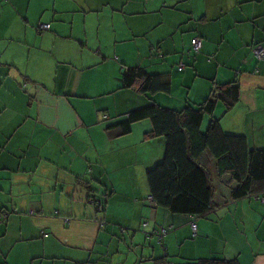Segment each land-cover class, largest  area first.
I'll return each mask as SVG.
<instances>
[{
	"label": "crops",
	"instance_id": "1",
	"mask_svg": "<svg viewBox=\"0 0 264 264\" xmlns=\"http://www.w3.org/2000/svg\"><path fill=\"white\" fill-rule=\"evenodd\" d=\"M256 47L264 0H0V264H264V183L239 200L213 196L204 216L171 214L147 199L145 173L164 148L145 138L149 121L107 130L150 103L198 105L212 83L235 80L238 102L217 103L200 129L217 119L264 149ZM134 67L164 76L169 93L124 88Z\"/></svg>",
	"mask_w": 264,
	"mask_h": 264
},
{
	"label": "trees",
	"instance_id": "2",
	"mask_svg": "<svg viewBox=\"0 0 264 264\" xmlns=\"http://www.w3.org/2000/svg\"><path fill=\"white\" fill-rule=\"evenodd\" d=\"M193 52H198V48ZM121 82L124 88L144 96L169 93V82L164 76L147 73L140 67L122 71ZM238 100L237 81L212 83L207 97L198 105L186 103L175 111L150 103L107 126L115 136H122L133 123L148 120L151 129L145 138L163 140L162 159L145 173L151 204L171 214L204 216L214 206L211 167L216 176H229L231 201L251 195L264 183V149H250L245 136L225 134L217 119L212 118L204 131L200 129L203 117L211 116L217 103L229 111ZM80 180L88 194L94 192L87 181ZM95 203L101 206L100 202ZM185 264L238 263L235 259H197Z\"/></svg>",
	"mask_w": 264,
	"mask_h": 264
},
{
	"label": "rangeland",
	"instance_id": "3",
	"mask_svg": "<svg viewBox=\"0 0 264 264\" xmlns=\"http://www.w3.org/2000/svg\"><path fill=\"white\" fill-rule=\"evenodd\" d=\"M211 173V185L214 189V196L218 200L219 195H222L224 192L228 193L230 191V188L232 187V184L229 181V176L227 174H223L222 176L218 177L214 174L213 168L210 169ZM215 200V198L213 199Z\"/></svg>",
	"mask_w": 264,
	"mask_h": 264
},
{
	"label": "built area",
	"instance_id": "4",
	"mask_svg": "<svg viewBox=\"0 0 264 264\" xmlns=\"http://www.w3.org/2000/svg\"><path fill=\"white\" fill-rule=\"evenodd\" d=\"M48 29V25L47 24H43V25H39L38 27V30L39 32L41 31H46ZM191 47L193 50H197L198 48V40L195 38L191 41ZM253 55L255 57L256 60H260L264 57V51L263 49L259 48V47H256L253 49ZM179 69L183 67L182 64H180L179 66ZM191 228L194 229V224H190ZM166 233V228L164 227H160V230L157 234V236L159 237V239Z\"/></svg>",
	"mask_w": 264,
	"mask_h": 264
}]
</instances>
